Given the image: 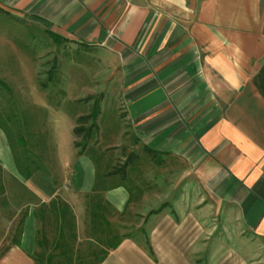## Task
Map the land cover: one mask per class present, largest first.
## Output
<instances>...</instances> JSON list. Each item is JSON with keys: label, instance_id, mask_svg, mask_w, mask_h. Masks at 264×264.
<instances>
[{"label": "crops", "instance_id": "0c3cea01", "mask_svg": "<svg viewBox=\"0 0 264 264\" xmlns=\"http://www.w3.org/2000/svg\"><path fill=\"white\" fill-rule=\"evenodd\" d=\"M0 8L112 50L139 143L183 163L148 215L152 255L123 238L99 264H261L264 96L254 79L264 63V0H0ZM53 114L68 120L54 129L57 182L42 170L22 177L0 128L2 172L37 199L25 203L19 243L0 253V264H36L38 203L59 196L77 221L85 216L97 165L78 153L71 119ZM101 193L113 213L127 207L124 184Z\"/></svg>", "mask_w": 264, "mask_h": 264}, {"label": "rangeland", "instance_id": "374dc122", "mask_svg": "<svg viewBox=\"0 0 264 264\" xmlns=\"http://www.w3.org/2000/svg\"><path fill=\"white\" fill-rule=\"evenodd\" d=\"M254 82L264 96V70ZM123 89L118 57L106 46L68 39L56 42L41 23L0 8V123L15 155L20 160L34 158L57 182L61 164L54 129L59 123L65 128L68 120L53 113H64L73 122L78 153L92 156L100 182L124 184L130 194L123 212L108 209L101 220H91L88 198L80 221L71 207V214L58 224L52 215L38 220L36 264H99L109 245L124 237L145 247L148 215L162 207L169 180L183 163L142 147L126 117ZM17 136L25 139V146L17 145ZM2 189L7 193L0 205V253L17 238L25 203L37 201L16 179L0 172ZM259 263L264 264V258Z\"/></svg>", "mask_w": 264, "mask_h": 264}, {"label": "trees", "instance_id": "16d2710c", "mask_svg": "<svg viewBox=\"0 0 264 264\" xmlns=\"http://www.w3.org/2000/svg\"><path fill=\"white\" fill-rule=\"evenodd\" d=\"M39 22L45 26V31L47 32V34L50 37L53 38L54 41L58 42L60 40L65 39V38L61 37L60 35H58L57 33L51 31L49 29L48 24L45 23L44 21L39 20ZM262 70H264V63H263V67L260 70V72ZM260 72L257 74V76L260 74ZM94 110H95L94 111V114H95L96 109H94ZM0 128L4 131V133L7 137V140H8V142L11 146V149L13 151L15 164L17 166L18 172L20 173V175L22 177L29 178L35 171H38V170L46 171L45 168L40 163H37V161L30 156H25L22 160H20L18 158V156L15 155V152H14L13 147L11 145L10 137H9L5 127L1 123H0ZM75 133H76V130H75ZM16 143L19 146H25V144H26L25 139L22 136L16 137ZM144 148L147 151H151V149H149V148H146V147H144ZM0 172H2L1 167H0ZM18 184L24 190L26 189L23 184H20L19 182H18ZM103 188H105V186L100 182L99 175L97 174V179L95 181L93 193H91L87 196V198H88L87 208H88L89 216H90L92 221L103 219L104 218V212L108 209L111 211L109 204L104 200V198L102 196L101 192H102ZM4 193H5V191L2 189L0 191V195L2 196ZM1 204H2V202H1ZM70 211H71L70 206L67 202L62 200L60 197H55V198H52L47 203L41 202L35 211V216H36L37 220L43 221L45 219L48 220V218L51 217V215H52L55 223L58 224L59 222L64 221L66 215L71 214ZM26 214H27V208L23 209V211L20 213V219H19L18 224H17V238L13 240V244L19 243L22 224H23V221H24ZM58 229H59V237H63L64 232H63L62 228L60 227ZM37 232L39 233V231H37ZM124 238H126V237H124ZM121 240L109 245V250L115 248ZM60 241H61L60 238H58L56 243H58ZM58 246H60V244H58ZM144 248L148 251L149 254L152 255V250H151V247H150L148 241L146 242ZM107 253L105 254V256L107 255Z\"/></svg>", "mask_w": 264, "mask_h": 264}]
</instances>
